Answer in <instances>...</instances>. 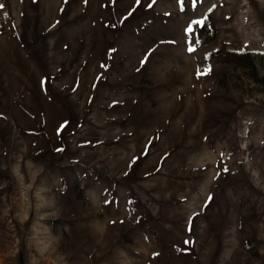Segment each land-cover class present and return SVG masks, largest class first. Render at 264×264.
I'll return each mask as SVG.
<instances>
[{"label": "rangeland", "instance_id": "1", "mask_svg": "<svg viewBox=\"0 0 264 264\" xmlns=\"http://www.w3.org/2000/svg\"><path fill=\"white\" fill-rule=\"evenodd\" d=\"M0 6V264H264V0Z\"/></svg>", "mask_w": 264, "mask_h": 264}, {"label": "snow or ice", "instance_id": "2", "mask_svg": "<svg viewBox=\"0 0 264 264\" xmlns=\"http://www.w3.org/2000/svg\"><path fill=\"white\" fill-rule=\"evenodd\" d=\"M0 7H2V6H0ZM196 23H202V22L201 21H197ZM187 31L191 32L192 31L191 27H189V29ZM189 51H192V49L190 48Z\"/></svg>", "mask_w": 264, "mask_h": 264}]
</instances>
